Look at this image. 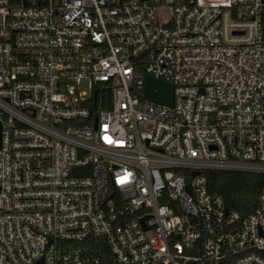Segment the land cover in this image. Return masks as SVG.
<instances>
[{"label": "built area", "instance_id": "1", "mask_svg": "<svg viewBox=\"0 0 264 264\" xmlns=\"http://www.w3.org/2000/svg\"><path fill=\"white\" fill-rule=\"evenodd\" d=\"M215 171L264 175V0H0V264H264Z\"/></svg>", "mask_w": 264, "mask_h": 264}, {"label": "trees", "instance_id": "2", "mask_svg": "<svg viewBox=\"0 0 264 264\" xmlns=\"http://www.w3.org/2000/svg\"><path fill=\"white\" fill-rule=\"evenodd\" d=\"M207 190L223 198L228 210L242 217L251 214L257 206L258 197L264 189V175L242 172H206ZM102 244L101 240H94ZM98 258L102 256L96 253ZM104 261V260H103Z\"/></svg>", "mask_w": 264, "mask_h": 264}, {"label": "water", "instance_id": "3", "mask_svg": "<svg viewBox=\"0 0 264 264\" xmlns=\"http://www.w3.org/2000/svg\"><path fill=\"white\" fill-rule=\"evenodd\" d=\"M144 91H145L146 100H148L149 102L167 107H172L173 105L172 85L150 77H145ZM195 175H198V172H194L193 176ZM141 221L143 222V219Z\"/></svg>", "mask_w": 264, "mask_h": 264}]
</instances>
